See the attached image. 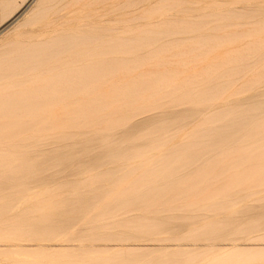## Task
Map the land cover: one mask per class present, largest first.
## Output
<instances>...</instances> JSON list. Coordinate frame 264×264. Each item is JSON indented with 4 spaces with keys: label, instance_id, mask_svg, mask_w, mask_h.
Returning a JSON list of instances; mask_svg holds the SVG:
<instances>
[{
    "label": "rangeland",
    "instance_id": "obj_1",
    "mask_svg": "<svg viewBox=\"0 0 264 264\" xmlns=\"http://www.w3.org/2000/svg\"><path fill=\"white\" fill-rule=\"evenodd\" d=\"M141 1L82 0L76 4V0H44L38 6L40 0H36L8 28V18L19 12L28 0L0 3V127L6 124L19 135L36 134L30 145L22 147L21 154L0 153V264H264V138L259 137V133L264 132V107L258 104L264 103V86L258 85L255 91L241 89L242 84L258 79L264 82V1L248 0L260 2V10L257 7L258 12L234 19L233 23L221 18L229 10L225 5L213 8V11L206 9L207 15L214 14L213 23L218 27L212 33L209 31L211 25L206 26V34H213L216 39L203 44L198 39L200 13L196 3L203 2L204 6L200 5V8L204 9L212 1L221 0H143L146 4ZM238 2L241 6H233L239 7V11L242 6H247V3ZM70 3L76 6L69 7ZM89 9L91 11L84 15V20L87 23L91 20V23L79 28L80 35L90 37L103 31L113 37L121 32L117 35L119 38L101 40L91 36L83 43L84 46L71 47L70 52L51 46L38 57L26 56L22 49H18V45L21 42L23 45V41L35 32L33 44L42 42V37H47L51 30L60 29L58 24H51L53 27L49 24L58 15L61 17L74 10L87 12ZM180 11L184 13L181 15ZM67 18L64 19L71 20L69 16ZM41 19L46 20L42 23ZM22 24L25 25L18 28ZM47 26L51 27L46 29ZM227 26H231L233 31L242 26L247 38L232 45L223 44L224 37L232 31ZM151 29L181 32L184 36L169 33L159 40L147 38V35H143V39L139 37L140 33ZM18 34H21L19 39L16 37ZM198 42L203 45L199 51L206 61L213 57L221 61L226 56L224 52L230 49L246 53L241 59L246 75L233 81L235 87L231 92L222 90L213 96L204 95L205 92L195 84V61L200 54ZM110 48L116 51L117 64L106 67L107 70H103L98 78L89 81L91 83L86 90L74 93L77 83L86 80L83 69L91 62V65L102 68V62L111 58ZM34 60L36 64H33ZM62 67L66 70H59ZM160 77L168 78L179 89H156L153 85ZM62 90L70 94L67 99L70 110L63 115L61 131L55 132L47 129L50 123L46 118L51 112H59L57 103L62 99L58 95ZM109 98L117 102L105 103ZM46 99H52L54 106L46 104ZM99 99L102 100L101 105L105 104L99 113L79 114V108H90L87 106ZM230 99L237 101L230 105L227 102ZM158 102L161 106L156 108ZM132 108L138 109L133 111ZM187 111H191V115ZM70 113L75 118L70 119ZM242 126H248V129L237 130ZM9 139L0 138L2 142ZM257 141L263 147L253 149L251 146ZM186 142L190 146L189 153L167 152ZM161 143L167 147L162 149ZM154 144H158L156 147L161 145V150L157 151ZM203 151L206 154L203 155ZM129 154L133 155L132 162H128ZM123 164L129 165L127 171L120 173L115 170ZM142 175H148V178L123 193L133 180ZM80 181L84 182L83 185ZM15 186L18 188L14 189ZM149 187L154 191L145 192L144 189ZM222 191L225 193H220ZM223 196L228 197L224 199ZM86 204L92 205L90 210L95 208L99 214L93 216V212L84 210L87 209Z\"/></svg>",
    "mask_w": 264,
    "mask_h": 264
},
{
    "label": "bare ground",
    "instance_id": "obj_2",
    "mask_svg": "<svg viewBox=\"0 0 264 264\" xmlns=\"http://www.w3.org/2000/svg\"><path fill=\"white\" fill-rule=\"evenodd\" d=\"M44 0H40V2L37 4L38 6L43 2ZM82 0H76V4H79L80 2H81ZM126 1V0H125ZM135 1V0H134ZM140 1V0H139ZM143 1V0H142ZM141 1V2H142ZM150 1V0H149ZM239 1H242V4L244 3H247V6L246 7H243L242 6V9H241V11H239V7L238 8H235L233 5L234 4H238V5H240L241 6V4H239V3H241V2H238V0H235V1H228V2H226L225 0L224 1H212L211 3H209L207 6H208V8H200V5H202V7L204 6L203 5V2H197L196 4L198 5V8H199V13H200V15H199V18H198V20H199V22H198V25L197 26H199V31H197V33H198V39H199V42H202V44L204 43V42H206V41H212V40H215L216 39V36L215 35H213V34H211V35H207L206 34V31H205V28H206V26L207 25H211L210 26V29H209V31L211 32L212 31V33H213V31L215 32V29L218 27L217 25H215L213 22L215 21L214 20V14H211V15H207L208 13H206L205 11H206V9H209V10H212L213 11V8H216V7H218V6H221V5H225L228 9V13L227 14H225L223 17H221V18H223L224 19V21L226 20V22H228V23H233V21L232 20H234V19H241L242 17H248L247 15H250V14H252L253 12H258L257 11V7L258 6H260L261 4H259L260 2H258V1H255V2H252V1H246V0H239ZM261 1H264V0H261ZM36 2V0H28V2L25 4V6L19 11V12H17L16 14H14V16H12V17H10V18H8V24H7V28L8 27H10V26H12L14 23H16V21L19 19V17H21L22 15H24L25 13H26V11H27V9L33 4V3H35ZM56 2V1H55ZM130 2V1H129ZM129 2H127V3H129ZM148 2V1H147ZM191 2V1H190ZM0 3L1 4H6V3H8V0H0ZM143 3H145L144 1H143ZM193 3V2H192ZM195 3V2H194ZM44 4V3H43ZM76 4H73V3H70V5H68L69 7H71V6H76ZM121 4V3H120ZM124 4V3H123ZM126 4V3H125ZM130 4V3H129ZM132 4H134V3H132ZM146 4V3H145ZM144 4V5H145ZM138 5V4H137ZM147 5H149V3L147 4ZM192 5V4H191ZM246 5V4H245ZM263 5V4H262ZM85 6V5H84ZM121 6V5H120ZM134 6V5H133ZM141 6V5H140ZM142 6H143V4H142ZM171 6H172V3H171ZM206 6V7H207ZM41 7V6H40ZM116 7H117V5H116ZM125 7V6H124ZM123 7V8H124ZM134 7H136V6H134ZM145 7V9H146V6H144ZM137 8H139V7H137ZM219 8V7H218ZM241 8V7H240ZM256 9V11H255V9ZM116 9H118V8H116ZM115 9V10H116ZM121 8L119 7V10H120ZM190 9V8H189ZM247 9V10H246ZM258 9H259V7H258ZM114 10V11H115ZM126 10H127V7H126ZM134 10V9H133ZM137 10V9H136ZM144 10V9H143ZM179 10V9H178ZM178 10H177V12H178ZM186 10V9H185ZM192 10V9H191ZM190 10V11H191ZM195 10V9H194ZM246 10V11H245ZM260 10V9H259ZM82 11H84V10H82ZM82 11H79V10H74L73 12H69V13H66V15H64V16H61V17H59L60 15H58V17H56V20H54L53 22L51 21V23H49L48 21V23L51 25H55V24H58V26L60 27V29H53V30H49L50 32H49V34L47 35V37H42V39H41V37H40V39H41V41L42 42H39V43H37V44H33L34 42H33V40L35 39V37H34V35L36 34V32L35 33H33L34 35H32L31 37H29V35L28 34H26V35H28L27 37H29V38H27L26 40H25V42L23 41V45L20 43V42H18V43H20L19 45H20V48H19V45H18V49L19 50H21V51H23L24 52V54L26 55V56H31V55H35V56H39V55H41L42 54V56H43V53L44 52H46L47 50H48V47H50L51 48V46H53L55 49L56 48H59V49H61V50H64V51H66V52H70V48L71 47H81V46H84L83 45V43L84 42H86L91 36H92V38L93 37H95L96 39H101V40H113L114 39V37H116L117 35H119L120 33H118L116 36H110V35H106V34H104V33H102L103 31V29L101 30L102 32L100 33L99 32V34L97 33V35H90V37H85V35L84 36H82V35H80V27H83V26H85V24L87 23V21L86 20H84V15H87V13H88V11H91L90 9L89 10H87V12H82ZM103 11V10H102ZM124 11V10H123ZM217 11V10H216ZM100 12V11H99ZM110 12H113V11H110ZM119 12V11H118ZM134 13H136V15H137V12L136 11H133ZM140 12V11H139ZM138 12V14H140ZM142 12V11H141ZM181 12V11H180ZM194 12V11H193ZM197 12H198V10H197ZM220 12V11H219ZM223 12V11H222ZM262 12V11H261ZM64 13V14H65ZM97 12H95V14H96ZM109 13V12H108ZM107 13V14H108ZM121 13H122V11H121ZM134 13H132V15L133 16H135L134 15ZM179 13V12H178ZM182 13H184V12H181V15H182ZM192 13V12H191ZM195 13V12H194ZM214 13L216 14V13H218V12H215L214 11ZM91 14V12L89 13V15ZM92 14H93V12H92ZM99 14V13H98ZM100 14H101V12H100ZM100 14L98 15V16H100ZM172 14V13H171ZM180 14V13H179ZM187 14H188V12H187ZM193 14V13H192ZM220 14H221V12H220ZM263 14V13H262ZM102 15V14H101ZM106 15V14H105ZM127 15V14H126ZM125 15V16H126ZM261 15V14H260ZM67 16H69L70 18H71V20L70 21H66L64 18H67ZM93 16V15H92ZM96 16V15H95ZM132 16V17H133ZM174 16V15H173ZM253 16V15H252ZM257 16V15H256ZM259 16V15H258ZM257 16V17H258ZM264 16V15H263ZM86 17V16H85ZM105 17H108V16H105ZM104 17V18H105ZM163 18H164V16H162ZM182 17V16H181ZM186 17H187V15H186ZM185 17V18H186ZM250 17V16H249ZM260 17V16H259ZM258 17V18H259ZM92 18V17H91ZM94 18V17H93ZM101 18V17H100ZM100 18H98V19H100ZM110 18V17H109ZM118 18V17H117ZM130 18V17H129ZM152 18V17H151ZM154 18V17H153ZM168 18V17H167ZM176 18H178V17H176ZM184 18V19H185ZM47 19V18H46ZM46 19H41V20H43L42 21V23L46 20ZM68 19V18H67ZM87 19V18H86ZM89 19V18H88ZM87 19V20H88ZM96 19V18H95ZM102 20H103V18H101ZM100 19V20H101ZM108 19V18H107ZM111 19H114V18H111ZM122 19V18H121ZM131 19V18H130ZM154 19H156V18H154ZM158 19V18H157ZM156 19V20H157ZM162 19V18H161ZM171 19H172V17H171ZM187 19V18H186ZM218 19V18H217ZM250 19V18H249ZM90 20V19H89ZM94 20V19H93ZM99 20V21H100ZM117 20V19H116ZM125 20V19H124ZM149 20H151V19H149ZM160 20V19H159ZM179 20V19H178ZM206 20H208V22L206 21ZM259 20V19H258ZM95 21H97V19L95 20ZM109 21V20H108ZM152 21V20H151ZM179 21H181V20H179ZM245 21H247V20H245ZM254 21H255V19H254ZM253 21V22H254ZM257 21V20H256ZM98 22V21H97ZM96 22V23H97ZM101 22V21H100ZM114 22H116V21H114ZM119 22H120V19H119ZM186 22V21H185ZM249 22V21H248ZM24 23V22H23ZM28 22L26 21L25 22V24H27ZM41 23V24H42ZM88 23H91V20H90V22L88 21ZM88 23H87V25H88ZM92 23H93V25H94V23L95 22H93L92 21ZM95 23V25H97ZM128 23V22H127ZM139 24H141V22H138ZM225 23V22H224ZM237 23V22H236ZM241 23V22H240ZM25 24H22V25H20V26H18V28H21L23 25H25ZM40 24V23H39ZM39 24H38V26H37V28L39 27L40 28V26H39ZM47 24V23H46ZM48 24V25H49ZM117 24V23H116ZM115 24V25H116ZM129 24V23H128ZM131 24V23H130ZM129 24V25H130ZM146 24V23H145ZM235 24V23H234ZM260 24V23H259ZM4 25V24H3ZM51 25V26H52ZM67 25H70V28H68L67 27ZM108 25V24H107ZM118 25V24H117ZM117 25H116V27H117ZM222 25V24H221ZM240 25V24H239ZM50 26V27H51ZM57 26V25H56ZM98 26V25H97ZM109 26V25H108ZM128 26V25H127ZM131 26H133V25H131ZM135 26V25H134ZM133 26V29L135 28ZM26 27V26H25ZM48 27V26H47ZM50 27H48V28H46V29H49ZM53 27V26H52ZM99 27V26H98ZM112 27V26H111ZM114 27V26H113ZM123 27V26H122ZM137 27H138V25H137ZM221 27V26H220ZM244 27V26H243ZM38 28V29H39ZM43 28V27H42ZM58 28V27H57ZM80 28V29H79ZM115 28V27H114ZM120 28V27H119ZM130 28V27H129ZM184 28V27H183ZM226 28H228L229 29V31H231V32H229L225 37H224V43L223 44H226V43H228V44H234V43H236V42H242V41H244L247 37L245 36V34L243 33V28H242V26H241V29L243 30H241L240 28H238L239 30L238 31H233L234 29L233 28H231V26H227ZM248 28V27H247ZM252 28H253V26H252ZM259 28V27H258ZM16 29V28H15ZM22 29H24V28H22ZM21 29V30H22ZM28 29V28H27ZM45 29V32H47V30ZM94 29H96V28H94ZM99 29H101V28H99ZM122 29V28H121ZM125 29V28H124ZM131 29V28H130ZM182 29V28H181ZM180 29V30H181ZM245 29H246V27H245ZM251 29V28H250ZM263 29V28H262ZM17 30V29H16ZM15 30V31H16ZM20 29H18V31H19ZM33 30H35V29H33ZM32 30V31H33ZM41 30H44V29H41ZM40 30V31H41ZM105 30V29H104ZM111 30V29H110ZM123 30V29H122ZM127 30V29H126ZM241 30V31H240ZM29 31V30H28ZM37 31V30H36ZM106 31V30H105ZM121 31V30H120ZM124 31V30H123ZM129 31H131V30H129ZM250 31V30H249ZM26 32V31H25ZM85 32V31H84ZM92 32V31H91ZM97 32V31H96ZM95 32V33H96ZM113 32V31H112ZM207 32H208V30H207ZM260 32V31H259ZM264 32V31H263ZM18 33V32H17ZM111 33V32H110ZM169 33H171V32H169ZM169 33L168 32H166V31H159V30H154V29H151V30H147V31H144V32H142V33H140L139 35V37H141L142 38V36L144 35V36H146L147 35V38H156V39H158V38H160V37H163V36H166V35H169ZM37 34H38V32H37ZM44 34V33H43ZM89 34V33H88ZM93 34V33H92ZM123 34H125V33H123ZM135 34V33H134ZM179 34H181V32H172L171 33V35H179ZM19 35H21V34H18V36H16L18 39H19ZM24 35V33H22V36ZM42 35V34H41ZM21 36V37H22ZM40 36V35H39ZM44 36V35H43ZM89 36V35H88ZM137 36V35H136ZM181 36H182V34H181ZM184 36V35H183ZM182 36V37H183ZM189 36V35H188ZM197 36V35H196ZM223 36V35H222ZM15 37V38H16ZM123 37V36H122ZM187 37V36H186ZM186 37H184V38H186ZM191 36H189V38H190ZM25 38H26V36H25ZM37 38V37H36ZM39 38V37H38ZM117 38H119L118 36H117ZM188 38V39H189ZM14 39V38H13ZM12 39V40H13ZM132 39V38H131ZM130 39V40H131ZM143 39V38H142ZM145 39V38H144ZM172 39V38H171ZM170 39V40H171ZM174 39H175V37H174ZM173 39V40H174ZM260 39V38H259ZM17 40V39H16ZM15 40V41H16ZM128 40V39H127ZM136 40V39H135ZM159 40V39H158ZM249 40V39H248ZM251 40V39H250ZM252 40H254L253 38H252ZM10 41V40H9ZM8 41V42H9ZM38 41H40V40H38ZM36 42V41H35ZM102 42V41H101ZM142 42V41H141ZM164 42V41H163ZM199 42H198V44H197V51L200 53V51H201V48H202V46L203 45H200L199 44ZM255 42V41H254ZM109 43V42H108ZM144 43V42H143ZM244 43V42H243ZM17 45V44H16ZM21 45L23 46V47H21ZM92 45H96V44H92ZM118 45V44H117ZM220 45H222V43L220 44ZM244 45L246 46V44L244 43ZM134 46V45H133ZM14 48H15V45L13 46ZM13 47H11V48H13ZM115 47V46H114ZM162 47V46H161ZM11 48H9V49H11ZM13 48V49H14ZM16 48H17V46H16ZM155 48V47H154ZM153 48V49H154ZM13 49H12V51H13ZM72 49V48H71ZM86 49V48H85ZM90 49V48H89ZM162 49V48H161ZM242 49V48H241ZM15 50V49H14ZM19 50H17V51H19ZM57 50V49H56ZM76 50V49H75ZM74 50V51H75ZM97 50V49H96ZM110 50V52H109V55L111 56V58L110 59H107L106 61H104V62H102V68H99V66L100 65H91V63H90V66L89 67H87V68H85V69H83L85 72H86V74L84 75L85 76V78H86V80H88V82L85 80V81H80V82H78L77 83V85L75 86V88L73 89V92L74 93H78L79 91H82V90H86V88L90 85V83L92 82L91 80H95L96 78H98L99 76H100V74L102 73V71L103 70H107V68H110V67H113V66H115L116 64H117V62H116V59H115V52L116 51H114L112 48H110L109 49ZM200 50V51H199ZM213 50V49H212ZM10 52H11V50H9ZM49 51H51V50H49ZM73 51V52H74ZM119 51H120V48H119ZM129 51V50H128ZM145 51V50H144ZM243 51V50H242ZM14 52V51H13ZM12 52V53H13ZM15 52H16V50H15ZM22 52V53H23ZM54 52V51H53ZM60 52V51H59ZM147 52V51H146ZM19 53V52H18ZM63 53V52H62ZM78 53V52H77ZM84 53V52H83ZM225 54H226V56H224V59L223 58H221L222 60L221 61H217V59L215 58V57H213L212 58V60H210V61H206L204 58H203V56L201 55V53L199 54V55H197V59H196V61H195V63L197 64L196 65V67H197V69H196V73H195V75H194V78H193V80L195 81V84L198 86V88H201L202 89V91H204L205 92V94L204 95H210V96H213V95H215L216 93H218V92H220V91H222V90H226V91H228L229 92V90H230V92H231V89H233L234 87H235V85H234V80H237V78L239 79V78H241V77H243V76H245L246 75V73H245V69L242 67V61H241V59H242V57L246 54V53H244V52H241V51H235L234 49H230V50H227V51H225L224 52ZM261 53V52H260ZM10 54V53H9ZM20 54V53H19ZM54 54V53H53ZM121 54V53H120ZM263 54V53H262ZM11 55V54H10ZM69 55V54H68ZM80 55V54H79ZM122 55V54H121ZM261 55V54H260ZM46 56V55H45ZM52 56V55H51ZM55 56V55H54ZM251 56V55H250ZM64 57V56H63ZM136 57V56H135ZM138 57V56H137ZM152 57V56H151ZM41 58V57H40ZM53 58V57H52ZM5 60H6V58H5ZM46 60V59H45ZM54 60V59H53ZM18 61V60H17ZM35 62H33V64L35 63L36 64V60H34ZM52 61V60H51ZM2 62V61H1ZM85 62V61H84ZM89 62V61H88ZM154 62V61H153ZM240 62V63H239ZM246 62V61H245ZM5 63V62H4ZM45 64V63H44ZM48 64V63H47ZM50 64V63H49ZM253 64H255L254 62H253ZM51 65V64H50ZM191 65V64H190ZM257 65V64H256ZM51 66H54V64L53 65H51ZM254 66V65H253ZM103 67H107L106 69H103ZM252 67V66H251ZM261 67V66H260ZM263 67V66H262ZM143 68V67H142ZM252 69V68H251ZM44 70V69H43ZM59 70H61V71H65L66 70V67H62V68H60ZM194 70V69H193ZM22 71V70H21ZM42 71V70H41ZM147 71V70H146ZM251 71V70H250ZM254 71V70H253ZM260 71V70H259ZM38 72H40V71H38ZM249 72V71H248ZM252 72V71H251ZM36 73V72H35ZM257 73V72H256ZM254 74H255V72H254ZM152 75V74H151ZM37 76V75H36ZM38 76H40V74H38ZM38 76H37V78H38ZM29 78V77H28ZM27 78V79H28ZM244 78V77H243ZM12 80V79H11ZM39 80V79H38ZM241 80V79H240ZM259 80V79H258ZM258 80H256V81H252V82H250V83H246L245 85H241V89H253L254 90V88L255 87H258V85H262V86H264V82H259ZM8 81H10V80H8ZM16 81V80H15ZM34 81H37V80H34ZM89 81H91L90 83H89ZM13 82V81H12ZM31 82V81H30ZM240 82H242V81H240ZM18 84V83H17ZM190 84V83H189ZM241 84V83H240ZM6 85V84H5ZM19 85H21V84H19ZM152 86V85H151ZM150 86V87H151ZM156 89H173L174 91L175 90H177V89H179V87H178V85H175L171 80H169L168 78H162V77H160V78H158L157 79V81H156V83L153 85ZM153 86L151 87V88H153ZM238 86V85H237ZM261 87V86H260ZM100 88V87H99ZM148 88V87H147ZM146 88V89H147ZM195 88H197V87H195ZM259 88V87H258ZM256 89V88H255ZM23 91V90H22ZM255 91V90H254ZM61 93L58 95V97H60L62 100H61V102L59 101L58 103H57V107H60V109L58 108V110H59V112L57 113V112H51V114H49V116H47V118H46V121L48 122V123H50V126L49 127H47V129H50V130H52V131H55V132H59V131H61V126H62V122H63V115H64V113L67 111V110H70V102H68L67 101V99H69L68 97H69V93H66V91H64V90H62V91H60ZM150 92V91H149ZM198 92H200V91H198ZM253 92V91H252ZM153 95V94H152ZM249 95V94H248ZM259 94H257V96H258ZM262 95V94H261ZM89 96V95H88ZM87 96V97H88ZM90 97V96H89ZM138 97V96H137ZM251 97H253V96H251ZM224 98V97H223ZM115 99H117V97L115 98ZM249 99V98H248ZM254 99V98H253ZM52 100V99H51ZM51 100H47L46 99V104H49V105H53L52 104V102H51ZM114 100V99H113ZM113 100H111L110 98H109V100H106L105 101V103H113V102H117V100H115V101H113ZM222 100V99H221ZM256 100V99H255ZM259 100V99H258ZM263 100V99H262ZM169 101H171L170 99H169ZM237 101V100H236ZM235 101V99H230V100H228L227 102H228V104H232V103H234V102H236ZM246 101V100H245ZM257 101V100H256ZM260 101H261V99H260ZM260 101H258V102H260ZM101 102H102V100L101 99H99V100H96L95 102H93L92 101V103H90V105L89 106H87V107H90V108H85V109H80L79 108V114H87L88 112H90V111H92L93 113H99V109L100 108H103L104 106H105V104H102L101 105ZM157 102V101H156ZM224 102V101H223ZM241 102V101H240ZM250 102V101H249ZM262 102H264V100L262 101ZM7 103V102H6ZM238 103V102H237ZM255 104V103H254ZM253 104V105H254ZM259 104V106L261 105L262 107H264V103H258ZM56 105V104H55ZM156 108H158V107H160L161 106V102H158V103H156ZM239 105V104H238ZM54 106V105H53ZM52 106V107H53ZM110 106V105H109ZM155 106V105H154ZM223 106H224V104H223ZM226 106H228V105H226ZM237 106V105H236ZM10 107V106H9ZM52 107H50V110L52 109ZM142 107H143V105H142ZM173 107V106H172ZM177 107V106H176ZM258 107V106H257ZM55 108V107H54ZM130 108V107H129ZM167 108V107H166ZM200 108V107H199ZM250 108H252V107H250ZM259 108V107H258ZM12 109V108H11ZM138 109V108H137ZM137 109H135V110H137ZM198 109V108H197ZM196 109V110H197ZM201 109V108H200ZM218 109V108H217ZM255 109V108H254ZM260 109H262V108H260ZM129 110V109H128ZM132 110H133V108H132ZM135 110H133V111H135ZM195 110V111H196ZM205 110V109H204ZM203 110V111H204ZM210 110V109H209ZM165 111H166V109H165ZM184 111H185V109H184ZM249 111V110H248ZM263 111H264V109H263ZM62 112V113H61ZM125 112V111H124ZM183 112V111H182ZM206 112V111H205ZM213 112V111H212ZM218 112V111H217ZM226 112V111H225ZM12 113V112H11ZM129 113V112H128ZM127 113V114H128ZM174 113V112H173ZM178 113V112H177ZM187 113H189L188 111H187ZM190 113H191V111H190ZM189 113V114H190ZM197 113V112H196ZM200 113V112H199ZM215 113V112H214ZM238 113V112H237ZM263 113V112H262ZM59 114H61V115H59ZM66 114V113H65ZM158 114V113H157ZM163 114V113H162ZM165 114V113H164ZM168 114V113H167ZM170 114H172V113H170ZM207 114V113H206ZM248 114V113H247ZM122 115V114H121ZM159 115V114H158ZM191 115V114H190ZM7 116V115H6ZM75 115L74 114H71L70 113V119L71 118H75L74 117ZM117 116V115H116ZM143 116V115H142ZM175 116V115H174ZM182 116H183V114H182ZM225 116H227V115H225ZM168 117V116H167ZM181 117V116H180ZM187 117H188V114H187ZM202 117V116H201ZM204 117V116H203ZM9 118V117H8ZM111 118V117H110ZM123 118V117H122ZM141 118V117H140ZM156 118H158V117H156ZM155 118V119H156ZM173 118V117H172ZM176 118V117H175ZM189 118V117H188ZM187 118V119H188ZM200 118V117H199ZM238 118V117H237ZM242 118V117H241ZM34 119V118H33ZM130 119V118H129ZM147 119V118H146ZM160 119V118H159ZM257 119V118H256ZM105 120H106V118H105ZM110 120V119H109ZM124 120V119H123ZM140 120V119H139ZM150 120V119H149ZM169 120V119H168ZM178 120V119H177ZM180 120V119H179ZM179 120H178V122H179ZM183 120V119H182ZM196 120H197V118H196ZM222 120V119H221ZM225 120V119H224ZM254 120V119H253ZM144 121V120H143ZM151 121V120H150ZM158 121V120H157ZM163 121V120H162ZM166 121V120H165ZM170 121V120H169ZM176 121V120H175ZM120 122V121H119ZM171 122V121H170ZM189 122V121H188ZM197 122V121H196ZM219 122V121H218ZM235 122V121H234ZM237 122V121H236ZM254 122V121H253ZM121 123H123V122H121ZM140 123V122H139ZM144 123V122H143ZM152 123H153V121H152ZM164 123V122H163ZM217 123V122H216ZM233 123V122H232ZM136 124V123H135ZM159 124V123H158ZM174 124H176V123H174ZM184 124V123H183ZM191 124V123H190ZM193 124H194V122H193ZM214 124V123H213ZM256 124V123H255ZM0 125H1V123H0ZM149 125V124H148ZM154 125V124H153ZM152 125V126H153ZM240 125V124H239ZM243 125V124H242ZM257 125V124H256ZM177 126V125H176ZM185 125H183L182 127H184ZM222 126V125H221ZM131 127H133V126H131ZM136 127V126H135ZM142 127H144V126H142ZM146 127V126H145ZM148 127V126H147ZM178 127H180V126H178ZM178 127H176V129L175 130H177V128ZM182 127H180L181 129H182ZM192 127V126H191ZM233 127V126H232ZM253 127H254V125H253ZM114 128H116V127H114ZM180 128H179V130H180ZM235 128H237V127H235ZM120 129V128H119ZM133 129H135V128H133ZM138 129V128H137ZM140 129V128H139ZM145 129V128H144ZM160 129V128H159ZM230 129V128H229ZM238 129H248V126H245V127H238L237 128V130ZM253 129V128H252ZM148 130H150V128L148 129ZM147 130V131H148ZM165 130V129H164ZM251 130V129H250ZM110 131H112V130H110ZM139 131V130H138ZM141 131V130H140ZM146 131V132H147ZM222 131V130H221ZM220 131V132H221ZM242 131V130H241ZM96 132V131H95ZM118 132V131H117ZM134 132V131H133ZM144 132V131H143ZM142 132V133H143ZM148 132H150V131H148ZM164 132V131H163ZM168 132H169V130H168ZM210 132V131H209ZM232 132V131H231ZM237 132V131H236ZM89 133V132H88ZM129 133V132H128ZM135 133V132H134ZM157 133V132H156ZM175 133V132H174ZM194 133H196V132H194ZM230 133V132H229ZM83 134H85V133H83ZM82 134V135H83ZM92 134V133H91ZM103 134V133H102ZM119 134H120V132H119ZM122 134H123V132H122ZM132 134V133H131ZM139 134V133H138ZM137 134V136H139ZM144 134H145V132H144ZM147 134V133H146ZM149 134V133H148ZM147 134V135H148ZM157 134H159V133H157ZM165 134V133H164ZM193 134V133H192ZM101 135V134H100ZM104 135V134H103ZM110 135V134H109ZM112 135V134H111ZM113 135H114V133H113ZM112 135V136H113ZM123 135H125V133L123 134ZM130 135V134H129ZM136 135V134H135ZM160 135V134H159ZM226 135V134H225ZM35 136H36V134L35 133H27V134H25V135H19L17 132H14L13 131V129H11L8 125H6V124H3L1 127H0V138L1 137H9L10 139L9 140H7L6 142L5 141H3L2 142V140H0V153H6V154H9V155H17V154H21V152H22V147H24V146H28V145H30V141L32 140V139H34L35 138ZM99 136V135H98ZM136 136V137H137ZM196 136V135H195ZM240 136H242L241 134H240ZM92 137V136H91ZM97 137V136H96ZM101 137H103L102 135H101ZM101 137H99V138H101ZM129 137V136H128ZM133 137H134V134H133ZM149 137V136H148ZM223 137V136H222ZM259 137L260 138H264V132L262 131V133H259ZM93 138V137H92ZM116 138V137H115ZM114 138V139H115ZM130 138H131V136H130ZM155 138H156V136H155ZM160 138H161V136L159 137V140H160ZM210 138V137H209ZM219 138V137H218ZM221 138V137H220ZM238 138H240L239 136H238ZM237 138V139H238ZM90 139V138H89ZM93 139H95V138H93ZM126 140H127V138H125ZM134 139H135V137H134ZM142 139V138H141ZM179 139V138H178ZM231 139V138H230ZM233 139V138H232ZM96 140V139H95ZM103 140V139H102ZM119 140H121V138H119ZM130 140V139H129ZM155 140V139H154ZM157 140V139H156ZM156 140H155V142H156ZM88 141V140H87ZM90 141V140H89ZM111 141V140H110ZM116 141V140H115ZM158 141V140H157ZM161 141H162V139H161ZM184 141V140H183ZM242 141V140H241ZM84 142V141H83ZM82 142V143H83ZM104 142V141H103ZM109 142V141H108ZM154 142V141H153ZM152 142V143H153ZM165 142V141H164ZM174 142V141H173ZM172 142V143H173ZM176 142V141H175ZM181 142V141H180ZM102 143V142H101ZM127 144H129L128 142H126ZM80 144V143H79ZM93 144V143H92ZM100 144V143H99ZM105 144H106V141H105ZM137 144V143H136ZM135 144V145H136ZM95 145H97V144H95ZM94 144H93V146H95ZM140 145V144H139ZM139 145H137V146H139ZM147 145H149V144H147ZM146 145V146H147ZM155 145V144H154ZM156 145H158V144H156ZM156 145H155V147H156ZM161 145H162V143H161ZM161 145H160V147H156V148H158V150L157 151H160L159 150V148H161ZM213 145V144H212ZM34 146V145H33ZM102 146V145H101ZM141 146H142V144H141ZM153 146V145H152ZM164 145H162V147H163ZM193 146V145H192ZM216 146V145H215ZM100 147V146H99ZM98 147V148H99ZM121 147H123V146H121ZM135 147V146H134ZM167 147V146H166ZM165 146L162 148V149H164V148H166ZM168 147H170V144H169V146ZM209 147V146H208ZM213 147V146H212ZM221 147V146H220ZM224 147H227V145H225ZM253 149H259V148H261V147H263V145L259 142V141H257V142H255L252 146H251ZM97 148V147H96ZM95 148V149H96ZM111 148V147H110ZM119 148V147H118ZM118 148H116V149H118ZM129 148V147H128ZM127 148V149H128ZM130 148H131V146H130ZM241 148V147H240ZM27 149V148H26ZM113 148H111V150H112ZM116 149H114L115 151H116ZM171 149V151H169V150H167V152H171V153H176V151H182V152H184V155L186 154V153H189L190 152V146L188 145V143L186 142V143H183V144H180L179 146H176V147H174V148H170ZM222 149H224V148H222ZM91 150V149H90ZM110 149H109V151H111ZM126 150V149H125ZM199 150V149H198ZM108 150H106V152H107ZM128 151L129 152H132V151H130L129 149H128ZM149 151V150H148ZM151 151V150H150ZM165 151H166V149H165ZM208 151V150H207ZM53 152V151H52ZM95 152H96V150H95ZM101 152V151H100ZM123 151L121 150V153H122ZM147 152V151H146ZM156 152V151H155ZM155 152H153V153H155ZM211 152V151H210ZM209 152V153H210ZM219 152V151H218ZM258 152V151H257ZM109 153V152H108ZM107 153V154H108ZM133 153V152H132ZM203 153V155H204V151L202 152ZM208 153V154H209ZM111 154V153H110ZM109 154V155H110ZM113 154V153H112ZM123 154V153H122ZM138 154V153H137ZM160 154V153H159ZM183 154V153H182ZM206 154V153H205ZM221 154V153H220ZM3 155V154H2ZM127 155V154H126ZM147 155V154H146ZM201 155V154H200ZM104 156V155H103ZM125 156V155H124ZM124 156H122V157H124ZM133 156V155H132ZM132 156H130V154H129V158H128V162H132L131 161V157ZM145 156V155H144ZM149 156V155H148ZM148 156H146V157H148ZM150 156H152V155H150ZM192 156V154L190 155V157ZM111 157V156H110ZM117 157V156H116ZM11 158V157H10ZM133 158V157H132ZM135 158H137V157H135ZM187 158H189V155H188V157ZM195 158H196V155H195ZM203 158V157H202ZM4 159V158H3ZM14 159V158H13ZM116 159V158H115ZM124 159H125V157H124ZM145 159V158H144ZM150 159V158H149ZM152 159V158H151ZM190 159V158H189ZM191 159H194V158H191ZM126 160V159H125ZM138 160V159H137ZM141 160H143V157L141 158ZM198 160H200V158H198ZM224 160V159H223ZM116 161V160H115ZM127 161V160H126ZM136 161V160H135ZM201 161V160H200ZM208 161V160H207ZM5 162V161H4ZM12 162V161H11ZM127 162V163H128ZM141 162H143V161H141ZM152 162V161H151ZM196 162V161H195ZM209 162V161H208ZM163 163V162H162ZM193 163V162H192ZM204 163V162H203ZM225 163H226V161H225ZM4 164V163H3ZM7 164V163H6ZM109 164H111V162H109ZM117 164V163H116ZM139 164V163H138ZM31 165H33V164H31ZM30 165V166H31ZM34 165H35V163H34ZM112 165V164H111ZM115 165V164H114ZM120 166V165H119ZM196 167V166H195ZM225 167V166H224ZM128 168H129V165H125V164H123V166H120V167H115V170H117V171H119L120 173L122 172H125V171H127L128 170ZM153 168V167H152ZM213 168V167H212ZM112 169V168H111ZM110 169V170H111ZM168 169V168H167ZM206 169V168H205ZM141 170H143V168L141 169ZM197 170V169H196ZM201 170V169H200ZM199 170V171H200ZM203 170V169H202ZM228 170V169H227ZM140 172H142V171H140ZM135 174H137V173H135ZM113 175V174H112ZM123 175V174H122ZM134 175V173L132 174V176ZM85 176V175H84ZM174 176V175H173ZM114 177H115V175H114ZM131 177V176H130ZM147 178H148V175L146 176ZM146 177H145V175H142L140 178H138V179H135V180H133L131 183H130V187H126L124 190H123V193H125V191L127 190V191H129L130 189H131V187H134V186H137L140 182L139 181H141L142 179H146ZM163 177V176H162ZM24 178V177H23ZM89 178V177H88ZM88 178H86V179H88ZM25 179V178H24ZM81 179H82V177H81ZM80 179V180H81ZM90 179V178H89ZM88 179V180H89ZM98 179H100V178H98ZM103 179V178H102ZM114 179V178H113ZM119 179V178H118ZM166 179V178H165ZM175 179V178H174ZM10 180V179H9ZM87 180V181H88ZM127 180V179H126ZM83 181V180H82ZM86 181V180H85ZM116 181V180H115ZM22 182H24V181H21V183ZM96 182V181H95ZM98 182V181H97ZM101 182V181H100ZM99 182V183H100ZM130 182V180L127 182V183H129ZM149 182V181H148ZM159 182H161V181H159ZM21 183H19V184H21ZM26 183V182H25ZM24 183V184H25ZM80 183H82L81 181H80ZM80 183H78V185L80 186ZM84 183V182H83ZM83 183H82V185H83ZM125 183V182H124ZM126 183V184H127ZM11 184H13V183H11ZM16 184V183H15ZM23 184V183H22ZM72 184H74V183H72ZM125 184V185H126ZM151 184V183H150ZM153 184V183H152ZM163 184H164V182H163ZM77 185V186H78ZM165 185V184H164ZM11 186V185H10ZM14 186V185H13ZM20 186V185H19ZM90 185H88L87 187H89ZM124 186V185H123ZM158 186H160V185H158ZM86 187V188H87ZM92 187V186H91ZM90 187V188H91ZM98 187V186H97ZM220 187V186H219ZM13 188V187H12ZM15 188H18V187H14V189ZM25 188V187H24ZM41 188V187H40ZM76 188V187H75ZM96 187H94V189H95ZM99 188V187H98ZM101 188V187H100ZM116 188V187H115ZM114 188V189H115ZM155 188V187H154ZM20 189V188H19ZM28 189V188H27ZM26 189V191H28ZM84 188H82V191H84L83 190ZM88 189V188H87ZM94 189H92V190H94ZM121 189V188H120ZM38 190V189H37ZM37 190H35V192L37 191ZM70 190V189H69ZM77 190H78V187H77ZM101 190V189H100ZM100 190H98L97 192H99ZM113 190V189H112ZM119 191V189H116V191ZM139 190V189H138ZM150 190H153V189H150V187L149 188H147V189H144V191L145 192H147V191H150ZM221 190H222V188H221ZM25 191V190H24ZM39 191V190H38ZM89 191V190H88ZM154 191V190H153ZM29 192V191H28ZM93 192V191H92ZM140 192V191H139ZM151 192V191H150ZM158 192V191H157ZM164 192V191H163ZM30 193V192H29ZM79 193V192H78ZM96 193V192H95ZM116 193V192H115ZM220 193H225V192H220ZM94 194V193H93ZM112 194V193H111ZM25 195V194H24ZM115 195V194H114ZM113 195V196H114ZM139 195V194H138ZM221 195V194H220ZM219 195V196H220ZM228 195V194H227ZM25 196H27V195H25ZM95 196V195H94ZM112 196V195H111ZM133 196H134V194H133ZM156 196V195H155ZM230 196V195H229ZM233 196V195H232ZM68 197V196H67ZM77 197H80V196H77ZM88 197V196H87ZM86 197V198H87ZM124 197V196H123ZM137 197V196H136ZM151 197H152V195H151ZM224 197V196H223ZM222 197V198H223ZM228 197V196H227ZM226 197V198H227ZM231 197V196H230ZM229 197V198H230ZM20 198V197H19ZM23 198V197H22ZM27 198H29V195L27 196ZM72 198V197H71ZM81 198V197H80ZM94 198V197H93ZM140 198V197H139ZM142 198V197H141ZM172 198V197H171ZM218 198V197H217ZM225 197H224V199H226ZM95 199H96V196H95ZM94 199V200H95ZM110 199V198H109ZM109 199H107V201H109ZM123 199H125V198H123ZM127 199V198H126ZM130 199V198H129ZM132 199H134V198H132ZM131 199V200H132ZM144 199H146V198H144ZM148 199V198H147ZM234 199V198H233ZM31 199H29V201H30ZM82 200V199H81ZM80 200V201H81ZM85 201H86V199H84ZM92 200V199H91ZM90 200V201H91ZM139 200V199H138ZM140 200H142V199H140ZM172 200V199H171ZM222 200V199H221ZM23 201V200H22ZM26 201H28V200H26ZM25 201V202H26ZM28 201V202H29ZM100 201V200H99ZM134 201V200H133ZM132 201V202H133ZM148 201H149V199H148ZM217 201H219V200H217ZM224 201V200H223ZM222 201V202H223ZM27 202V203H28ZM61 202V201H60ZM77 202V201H76ZM84 202V201H83ZM106 202V201H105ZM118 201H116V203H117ZM125 202V201H124ZM127 202V201H126ZM232 202V201H231ZM56 203H57V201H56ZM97 203V202H96ZM102 203H104V201L102 202ZM101 203V204H102ZM122 203V202H121ZM140 203H141V201H140ZM214 203H215V201H214ZM214 203H212V204H214ZM226 203V202H225ZM26 204V203H25ZM107 204V203H106ZM128 204V203H127ZM139 204V203H138ZM220 204H221V202H220ZM103 205V204H102ZM125 205V204H124ZM124 205H123V207H124ZM86 208L87 209H84V210H89L88 212H90L91 210V207H92V205H87L86 204ZM101 206V205H100ZM131 206V205H130ZM136 206V205H135ZM134 206V207H135ZM160 206V205H159ZM26 207V206H25ZM74 207V206H73ZM85 207V206H84ZM126 207V206H125ZM219 207V206H218ZM93 208V207H92ZM110 207H108V209H109ZM162 208V207H161ZM178 208V207H177ZM213 208V207H212ZM220 208V207H219ZM106 210H107V208H105ZM126 209V208H125ZM135 209V208H134ZM174 209V208H173ZM102 210V209H101ZM136 210H137V208H136ZM162 210V209H161ZM164 210V209H163ZM167 210V209H166ZM172 210V209H171ZM83 211V210H82ZM112 211V210H111ZM93 212V213H92ZM100 212H102V211H100ZM209 212V211H208ZM243 212V211H242ZM91 213H92V215L94 216V214L95 213H97V214H99V211L97 212V210H95V208L94 209H92V211H91ZM102 213H104V212H102ZM153 213V212H152ZM207 213V212H206ZM154 214V213H153ZM208 214V213H207ZM92 215H90V216H92ZM102 215V214H101ZM145 215V214H144ZM140 216H141V214H140ZM146 216H149V215H147L146 214ZM146 216H144V217H146ZM156 216V215H155ZM207 216V215H206ZM153 217V216H152ZM88 218V217H87ZM94 218V217H93ZM92 218V219H93ZM96 219H97V217H95ZM137 218V217H136ZM206 218V217H205ZM209 218V217H208ZM226 218V217H225ZM231 218V217H230ZM146 219H148V218H146ZM152 219V218H151ZM209 219H211V218H209ZM209 219H208V221H209ZM97 220H99V219H97ZM150 220V219H149ZM83 221H85V220H83ZM91 221V220H90ZM216 221V220H215ZM65 222V221H64ZM91 222H94V221H91ZM95 222H97V221H95ZM14 223V222H13ZM106 223V222H105ZM231 223V222H230ZM84 224V223H83ZM95 224V223H94ZM141 224V223H140ZM152 224V223H151ZM85 226V225H84ZM97 226V225H96ZM207 226V225H206ZM90 227H93V226H90ZM90 227H88V228H90ZM234 227V226H233ZM153 230V229H152ZM233 230H236V229H233ZM236 232V231H235ZM170 264V263H169Z\"/></svg>",
    "mask_w": 264,
    "mask_h": 264
}]
</instances>
